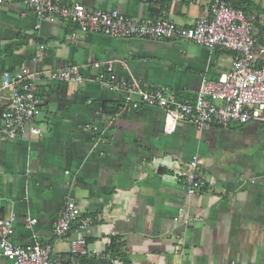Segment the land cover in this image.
Here are the masks:
<instances>
[{"label": "crops", "instance_id": "crops-1", "mask_svg": "<svg viewBox=\"0 0 264 264\" xmlns=\"http://www.w3.org/2000/svg\"><path fill=\"white\" fill-rule=\"evenodd\" d=\"M60 1L136 19L151 16L152 6L182 27L209 14V0ZM24 63L38 71L81 65L87 81L40 78L42 133L0 139V214L15 219L14 244L48 242L52 257L66 258L70 240L83 236L89 248L128 264H264V127L232 122L200 130L181 121L167 133L158 107L105 115L103 105L120 106L123 94L95 80L112 74L189 100L231 66L230 51L179 38L83 33L69 21L38 19L23 4L9 3L0 8V75ZM8 96L0 91V114ZM86 124L107 125L102 142L94 145ZM193 157L207 185L187 195L180 182ZM67 200L94 223L82 231L74 223L59 237L54 223ZM29 218L36 219L31 226ZM111 238L115 255L107 250ZM82 261L106 264L99 255ZM0 264L11 262L0 255Z\"/></svg>", "mask_w": 264, "mask_h": 264}, {"label": "built area", "instance_id": "built-area-1", "mask_svg": "<svg viewBox=\"0 0 264 264\" xmlns=\"http://www.w3.org/2000/svg\"><path fill=\"white\" fill-rule=\"evenodd\" d=\"M9 3L23 4L38 19L69 21L83 33L99 32L112 38H179L209 49L228 50L232 53L231 66L223 67L216 80L204 81L195 97L189 100H180L165 88L145 89L135 79H118L112 74L101 73L95 80L122 92L123 101L116 114L143 104L161 108L167 133L181 121L191 122L200 130L223 128L232 122L257 123L264 127V43L255 36V12L233 7L226 0H209V14L197 19L192 26L182 27L162 15L136 19L116 9L87 8L79 2L70 5L60 0H0V8ZM81 68V65L69 64L57 70L38 71L24 63L15 71H2L0 91L9 92V103L0 114V139L20 140L40 135L37 81L47 77L52 81L84 84L87 77L83 76ZM85 129L93 132L94 145H97L105 138L107 125L100 128L86 124ZM203 172L197 157L188 161L180 182L187 195H195L206 187ZM61 210L54 223V233L59 237L66 236L74 223L81 231L94 223V218L84 215L74 200H67ZM14 220L13 216L0 214V255L11 264H83L85 257L93 255H99L106 264H128L89 248L83 236L70 240L66 258L52 257L53 246L48 242L14 244L11 240ZM35 222V218L28 219L30 226ZM228 264L255 263L230 261Z\"/></svg>", "mask_w": 264, "mask_h": 264}, {"label": "trees", "instance_id": "trees-1", "mask_svg": "<svg viewBox=\"0 0 264 264\" xmlns=\"http://www.w3.org/2000/svg\"><path fill=\"white\" fill-rule=\"evenodd\" d=\"M226 1L233 7L241 8L245 11L256 13L257 20L255 23V36L257 37L259 42L264 43V26L261 25L259 19V17L261 16L260 14H264V9L260 6V4L256 3L254 0H226ZM149 10L151 12L150 14L152 17L158 16L157 11L152 6L149 7ZM72 25L76 28V26L73 23ZM118 108L119 106L114 108L109 106L107 103L103 105L102 111L105 115H113L115 114V112H117ZM107 250L109 253H111V255L117 254L118 249H117L116 240H114V238L110 239Z\"/></svg>", "mask_w": 264, "mask_h": 264}, {"label": "rangeland", "instance_id": "rangeland-1", "mask_svg": "<svg viewBox=\"0 0 264 264\" xmlns=\"http://www.w3.org/2000/svg\"><path fill=\"white\" fill-rule=\"evenodd\" d=\"M256 3L260 4V6L264 9V0H254ZM259 17L261 25L264 26V14H260Z\"/></svg>", "mask_w": 264, "mask_h": 264}]
</instances>
